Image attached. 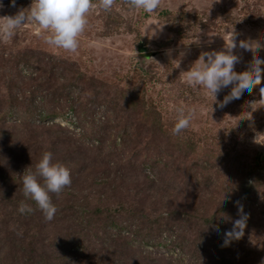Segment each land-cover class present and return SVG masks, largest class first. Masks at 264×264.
I'll use <instances>...</instances> for the list:
<instances>
[{"label":"rangeland","instance_id":"1","mask_svg":"<svg viewBox=\"0 0 264 264\" xmlns=\"http://www.w3.org/2000/svg\"><path fill=\"white\" fill-rule=\"evenodd\" d=\"M0 2L2 17L27 15L32 0ZM99 5L75 51L47 44L28 19L0 32V264H264V72L223 107L182 72L232 31L261 45L235 48V71L264 59V0ZM177 107L192 118L172 135ZM45 152L71 178L49 193L51 220L20 181ZM239 205L243 236L222 246Z\"/></svg>","mask_w":264,"mask_h":264},{"label":"clouds","instance_id":"2","mask_svg":"<svg viewBox=\"0 0 264 264\" xmlns=\"http://www.w3.org/2000/svg\"><path fill=\"white\" fill-rule=\"evenodd\" d=\"M9 2L15 4V0H9ZM129 3L134 9L152 13L159 7L160 0H129ZM112 5L113 0H100L99 6L107 11ZM90 6L91 0H32L27 15L22 10L12 16L0 17L3 18L0 32L5 36H11L13 30L28 19L34 21L40 30L48 33L45 36L47 44L59 49L75 51L78 48V37L87 23L86 13ZM2 7L3 4L0 2V8ZM154 35L155 30L152 33V36ZM236 35L232 31L228 43H224L222 50L201 53L186 71H182L185 82L194 89L205 90L212 97V104L216 102L217 107L242 99L244 95L251 93L254 87L261 84L262 72H264L261 65L264 64V59L255 58L248 71L237 72L234 66L240 62L241 58L233 51L237 47L246 51H257L261 45L251 41H237ZM180 55L183 56L184 53L181 52ZM178 66L179 60L176 64V67ZM229 86H231L230 91L223 96L222 100L217 101V94ZM259 90L260 93H264V86H261ZM176 113V120L171 128L172 135H178L182 130L187 129L192 118L191 109L177 107ZM20 181L23 195L35 202L45 219L51 220L56 213V207L51 202L49 193L61 192L70 185L71 178L69 169L61 163L52 162V154L45 152L35 164L34 169L29 168L26 172L23 171ZM18 211L23 214L26 211L31 212L32 208L21 203ZM237 211L243 213V205H239ZM246 220L247 214L243 213L233 221L232 229L224 232L222 246H227L231 240L243 236ZM215 232L219 234L220 230L215 229Z\"/></svg>","mask_w":264,"mask_h":264}]
</instances>
